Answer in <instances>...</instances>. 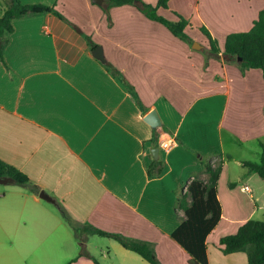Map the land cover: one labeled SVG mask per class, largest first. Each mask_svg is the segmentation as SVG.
I'll list each match as a JSON object with an SVG mask.
<instances>
[{"label": "crops", "instance_id": "0c3cea01", "mask_svg": "<svg viewBox=\"0 0 264 264\" xmlns=\"http://www.w3.org/2000/svg\"><path fill=\"white\" fill-rule=\"evenodd\" d=\"M156 6L157 0H140ZM53 12L12 20L0 59V160L29 183L0 187V264H150L114 239L86 236L85 254L61 214L77 223L153 244L161 264H200L171 237L184 216L177 200L205 162H221L220 219L205 238L207 264H247L246 251L224 254L222 236L264 215V181L234 158L225 138L264 146V77L242 72L210 51L227 34L248 30L264 0H168L156 13L187 18L188 42L135 3L20 0ZM9 0H0V16ZM101 46L104 61L92 54ZM200 48H193V42ZM113 66L123 77L111 73ZM155 111L159 124L144 121ZM176 144L159 148L160 136ZM159 148L156 157L151 150ZM232 157V155H229ZM160 161V173L148 175ZM259 160V159H258ZM215 166V165H214ZM249 186L248 191L241 187ZM36 186L38 191L32 189ZM44 190L54 202L39 197ZM94 236L105 240L96 245Z\"/></svg>", "mask_w": 264, "mask_h": 264}, {"label": "trees", "instance_id": "16d2710c", "mask_svg": "<svg viewBox=\"0 0 264 264\" xmlns=\"http://www.w3.org/2000/svg\"><path fill=\"white\" fill-rule=\"evenodd\" d=\"M126 3H135L150 18L164 24L172 34L188 42L192 41L185 33V28L189 25L187 18L173 12L175 19L171 20L156 13L158 7H168V0H157L154 7L140 0H105L104 10L108 13L111 6ZM49 11L65 19L52 6L39 3L23 4L20 0H9L6 9L0 16V59H2V51L8 41L7 34L12 31V20L14 18ZM200 31L206 36L210 51L214 56L219 57L221 54L226 62L236 63L242 72L250 68L261 69L264 77V7L259 11L258 17L248 30L227 34L222 49L219 48L217 41L212 38L205 27H200ZM87 39L91 48L97 47L88 37ZM106 65L113 75L120 76L113 66ZM120 79L127 86L122 76H120ZM127 88L135 96L133 89L130 86H127ZM221 164L219 162L214 166L209 161L205 162L204 169L207 179L203 180L194 176L187 183L186 190L180 194L176 204L183 211L184 216L171 233V237L200 264H207L205 238L220 219L221 206L217 198V183ZM242 164L247 168L248 173H255L264 181V146L261 145L258 161H243ZM159 173L160 161L156 160L149 166L148 175L154 176ZM0 176L11 177L13 182L19 185L29 183V178L25 173L1 160ZM31 187L38 191L36 186ZM60 210L63 218L74 230L81 248V254L86 253V236L95 234L114 239L124 248L140 255L150 264H161L152 243L119 233L107 232L89 224L81 225L73 220L64 208ZM218 243L224 254L243 250L247 253V264H264V221L253 218L248 219L239 226L236 233L220 237ZM95 262L99 264L97 261Z\"/></svg>", "mask_w": 264, "mask_h": 264}, {"label": "rangeland", "instance_id": "374dc122", "mask_svg": "<svg viewBox=\"0 0 264 264\" xmlns=\"http://www.w3.org/2000/svg\"><path fill=\"white\" fill-rule=\"evenodd\" d=\"M224 140H225V147H226V152H225L226 154L224 158H225L226 164H228V166L230 167L229 175H232V173L235 170H236V173L241 170L240 167L236 166V164L234 163L233 161L234 158H242L248 161H258L259 158L256 156V152L259 149H254V147L256 148V143L250 142L248 143V145L240 143L239 145H237V144H233L232 142L230 143L227 140V137ZM229 155H232V157ZM217 164H218V160L216 159L214 162V165H217ZM1 186H7V185L0 184V187ZM253 219L264 221V215L254 216ZM93 238L96 239V245L101 243L100 240H105L99 236H94Z\"/></svg>", "mask_w": 264, "mask_h": 264}, {"label": "water", "instance_id": "95a60500", "mask_svg": "<svg viewBox=\"0 0 264 264\" xmlns=\"http://www.w3.org/2000/svg\"><path fill=\"white\" fill-rule=\"evenodd\" d=\"M92 2L96 3V4H102L103 0H91ZM193 48H200V44H198L197 42H193L192 44ZM92 54L95 58L99 59L100 61H104V57L102 54V48L101 46H97L92 50ZM144 121L147 122L148 124L155 126L159 124V119L157 117V114L155 111H151L149 113L146 114V116L144 117ZM159 151L158 147H155L151 150L152 154L154 157L157 156ZM13 182V179L11 177H7V176H0V184H8ZM39 197L49 201V202H54V199L52 197H50L44 190H40L39 191Z\"/></svg>", "mask_w": 264, "mask_h": 264}, {"label": "built area", "instance_id": "2783aa9c", "mask_svg": "<svg viewBox=\"0 0 264 264\" xmlns=\"http://www.w3.org/2000/svg\"><path fill=\"white\" fill-rule=\"evenodd\" d=\"M176 144V140L174 137L172 136H160L159 138V148L164 150V151H168L172 146H174ZM242 191H248L249 190V186L248 185H244L241 187Z\"/></svg>", "mask_w": 264, "mask_h": 264}]
</instances>
